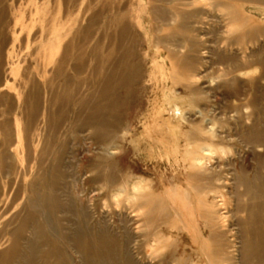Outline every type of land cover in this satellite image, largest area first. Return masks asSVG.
Segmentation results:
<instances>
[{
  "label": "rangeland",
  "instance_id": "obj_1",
  "mask_svg": "<svg viewBox=\"0 0 264 264\" xmlns=\"http://www.w3.org/2000/svg\"><path fill=\"white\" fill-rule=\"evenodd\" d=\"M248 1L0 0V96L5 93L11 103L10 112L6 102L0 105V116L4 111L9 112L5 116L11 121L12 145L9 150L14 166L11 170L17 169L21 174L26 166L31 168L23 177L26 183L31 181L35 172L37 137L30 133L27 138L32 161L25 164L24 156L19 154L20 149L25 153L24 136L21 133L19 145L13 123V117H19L18 101L27 95L30 87V84L20 83L24 69L28 68L26 74L31 73L32 77L38 73L50 78L64 45L69 46L64 67L53 75L56 77V91L65 75L74 79L67 85L69 106L64 112H68L70 118L61 127L64 135L67 125L73 126L75 131L80 130L81 121L74 117L78 101L81 95L93 91L76 84L75 78L79 77L73 72V66L79 67L81 60L86 57L89 60L91 55L101 56L104 65L114 55L130 64L141 61L143 82L131 85L135 97L132 94L130 104H124L118 111L123 115V127L126 123L130 125L126 127L129 132L119 133V138L127 139L126 143L109 152L114 154L117 169H122L123 175L128 176L131 182L127 186L129 193L145 189L159 196L150 198L151 207L148 209L136 208L135 202L126 200L124 194L115 195L116 187L87 183L90 173L83 176V168L96 147L85 140L89 132H76L81 138L74 137L71 156L64 158L69 162L72 157L74 163L83 161L79 167L72 166L69 172L76 173L84 205L95 213L93 221L103 219L108 228L120 237L127 233L130 238L128 248L142 264H264L261 217L253 225L260 231L255 240L250 241L256 249L257 243L260 244L261 253L258 250L252 256L248 249L242 254L239 227L247 215L236 210L238 197L233 196L241 170L252 178L254 154L262 157L264 162V138L254 144L246 136L252 125L259 131L264 129V69L259 64L264 62V2ZM230 6L231 11L238 12L240 21L228 20ZM38 7L43 9L36 11ZM155 11L162 13L163 17L156 15ZM43 12L45 24L39 21ZM174 14L177 18L173 17ZM114 18L122 21L123 35L118 37L119 26L115 24L106 31L113 42L102 39L96 48L99 37H104L102 32L106 24L109 21L113 23ZM247 19L250 26L244 23ZM181 23L185 24V30L178 32L176 26ZM42 25L46 26L44 34L52 27L57 36H62H51L55 43L45 51L39 48L44 38ZM251 30L256 33L255 37H245L239 45H226L230 36L247 35ZM76 31L79 36H76ZM183 58H190L192 64H178ZM223 59L227 62L221 61ZM173 75L177 79V99L168 101L164 109L160 106L163 100L160 87H170ZM142 85L151 93L143 92ZM191 89L196 93L190 95ZM18 92L22 94L20 99ZM119 93L123 94V90ZM47 98L40 83L38 109L35 110L39 127L48 104ZM173 108L177 110L174 113ZM192 134L196 136L198 145L184 142L186 136ZM131 140L133 144H128L127 141ZM196 146L205 150L200 152V147ZM86 148L89 152H85ZM193 150L207 158L204 167L213 174L208 192L187 187L192 184L201 189L207 184V181L194 179L189 183L186 181V174L190 172L188 166L197 165L185 158V153ZM218 174L221 177H217ZM5 181L7 179L3 178L0 182ZM22 185L21 177L15 178L14 189ZM111 191L113 196L108 197ZM12 192L1 207L0 212L4 213L0 217V230L10 231L19 224L17 214L20 207L13 202ZM243 201L239 199L240 203ZM206 212L212 214L213 219L206 220ZM147 216L149 224L144 226L142 221ZM207 226H216L214 229L219 234L212 244L208 242L211 231ZM179 237L183 238L180 243ZM3 242L0 251L8 246L6 238ZM250 242L246 241V244ZM66 253L71 258L70 264H76L74 253L68 249Z\"/></svg>",
  "mask_w": 264,
  "mask_h": 264
},
{
  "label": "bare ground",
  "instance_id": "obj_2",
  "mask_svg": "<svg viewBox=\"0 0 264 264\" xmlns=\"http://www.w3.org/2000/svg\"><path fill=\"white\" fill-rule=\"evenodd\" d=\"M245 1L247 2L248 0ZM257 1L264 2V0H249L248 2L255 3ZM231 8V6L228 8L230 9L228 20L230 22L240 21L238 12L235 10L231 11ZM41 9L43 8L38 7L35 10L41 11ZM43 13L39 21L45 24V12ZM151 13L152 15L154 14L153 11ZM157 14L161 18L163 17L162 13L156 12ZM173 17H176V15L174 14ZM115 18L113 23L109 21L108 25L106 24L102 32L104 37H99L96 48L101 45L102 39H111L113 42L112 36L106 34V31H110L111 26L113 28L115 24L119 26L118 37L120 34L123 35L125 28L120 24L121 20L118 22ZM244 23L250 26L248 19ZM40 28L42 33L46 32L45 25H42ZM49 28L50 31L48 30L47 34L43 33L44 38L41 40L40 50L45 51L49 45H54L55 41H52L51 36L62 37L61 35L57 36L52 27ZM176 29L178 32L180 30L183 32L185 30V24L181 23L177 25ZM255 34L251 30L247 35L230 36L227 43H225L227 46L239 45V42L245 37H255ZM76 36H79L77 31ZM174 36L175 34H172V37ZM68 48L69 46L67 44L64 45L60 59L57 61L58 64L53 69L50 78L47 79L45 74L39 75L38 73H35V77H32L33 75L31 73L29 75L26 74L28 68L26 70L24 69L21 75V85L30 84V87L27 95L21 101H18L19 117L14 116L13 123L19 145L21 144V133L24 136L25 153L20 149L19 154L24 156L25 164H29L32 161L29 146L27 145V138L30 133H35L37 137L35 145L37 155L35 156L34 162L35 172L31 181L28 183L25 182L23 177L31 171V168L26 166L21 174L17 172V169L11 170L14 167L9 150V147L12 145L11 121L5 116L10 112L11 103L8 102L9 98L5 93L0 96V105L6 102L5 106H7V110L9 111L2 112L0 116V181L3 178L7 179L2 184L0 182V211L3 203L7 202L12 190V200L20 207L17 214L19 216L18 226L10 231L6 229L0 230V245L4 238L7 239L8 243L7 248L0 251V264H70L71 258L67 256V249L74 253L76 264H142L136 259V254H132L130 248H128L130 238L127 233L120 237L108 228L109 226L103 219L93 221V215L95 213L89 211L91 207L84 205L81 198V191H79L77 184L76 173L73 175V173L69 172L72 166L79 167V164L83 163V161H76L74 163L72 157L69 162L64 158V156L70 155L71 153V143L74 142V137L81 138L77 133L83 134L84 132H89L85 140L95 145L96 151L87 165H85L86 169L83 168L84 171L82 170L83 176L90 173L87 183L96 184L99 187H103L102 185L116 187L117 193L115 195L124 194L126 200L129 201L132 199L135 202L134 207L146 209L149 206L151 207V203L148 201L151 197L159 195L152 193V191H146L145 189L137 190L136 193H129L130 191L127 189V186L130 180L128 176L123 175L122 169H117V162L113 159L114 154L109 152L111 149L118 148L120 144L126 143L127 139L125 137L119 138V133L123 131L129 132L126 127L130 125L126 123L123 127V115H120L118 111L122 109L124 104H130L129 99L132 98V94L135 97L134 91L131 90V85L139 81L143 82L144 70L142 62L136 61L130 64L124 61V59L122 60L121 57L117 58L113 54L114 57L112 59L110 57V60L104 65L105 62L102 61L101 56L91 55V60L90 58L88 60L86 57V59L81 60L79 67L73 66V72L79 77L75 78L76 84L80 88L85 87L87 90L92 89L93 91L87 95L80 96L76 113L74 114L73 112L75 119L81 121L79 122L80 130L75 131L73 126L67 125L66 132H62L64 134L62 135L60 131L62 129L61 127L67 124L70 118H68V112H64L69 106L67 99L70 92H68L67 85L74 79L65 75L59 86V90L61 91H56L54 83L56 77L53 75L64 67L68 58ZM221 61H224V63L227 62L226 59ZM182 63L192 64L190 58L179 60L178 64ZM175 64L177 65V61ZM259 64L264 69V62L261 61ZM182 68L183 66H180V69ZM39 78L41 82L38 81ZM171 80L172 84L170 87L165 88L164 85L160 87L163 99L160 102V106L164 109L168 101L174 102L177 99L175 94V82L177 79L173 75ZM40 83H42L48 97V104L42 116L41 127H39V118L37 120L35 111L38 109L39 101L37 98L39 97ZM141 89L143 92L150 91L151 93V90L144 85H142ZM121 90H123V94L119 93ZM195 93V89H191L190 95ZM21 95L18 92V99L22 97ZM252 106H254L253 103ZM176 111L173 108V113ZM84 128L85 131H82ZM246 136L249 137V141L255 144L264 138V129L263 131H259L255 125H252L247 130ZM127 142L128 144H133L132 140ZM143 142L145 141L143 140ZM184 142L190 145H198L194 134L186 136ZM132 148L134 147L132 146ZM203 150L205 148L200 147V152ZM85 152H89L88 148H86ZM254 156L255 160L253 165L255 166L253 167L252 178H248L246 172L241 170L240 178L239 180L237 179L238 182L233 193V196L238 197L236 210L244 211L247 215L241 227H239L242 242L240 247L241 253L244 254L249 249L252 256L258 253L259 249L261 250L259 243H257L258 249H256V245L250 242L255 240L257 237L256 234L260 231V229L253 227V225L259 222L258 218L261 217L260 223H263L264 227V219L262 220L264 213L261 214V209L264 208V162L262 157L255 154ZM185 158L197 164L196 166L194 164L188 166L190 172L186 174V181L188 183L190 180L193 181V179L196 181H207V184L204 187L202 186L201 189L192 184H188L187 187H190L194 191H210L211 183L209 180L213 174L210 169L208 170L207 167H204L207 163V158L199 155L197 150L186 152ZM22 164L23 161L21 160L20 168ZM196 170L201 172L197 173ZM219 175L217 177H221ZM20 177L23 185L21 188L17 187L14 189L15 178ZM238 187L241 188L240 191H238ZM112 194L113 192L107 196L111 197L113 196ZM240 198L244 199L241 203L239 202ZM153 209L152 207L151 210ZM3 213L4 211L2 213L0 212V217ZM205 219H213V215L206 212ZM142 222L144 226H147L149 224L148 216ZM207 227L211 231L209 232L208 242L212 244L216 236L219 235L214 229L217 227ZM262 234V239L264 240V232L260 234V237H262ZM181 239L183 238L179 237V243L182 241ZM246 241L248 243L250 242V244H246Z\"/></svg>",
  "mask_w": 264,
  "mask_h": 264
}]
</instances>
